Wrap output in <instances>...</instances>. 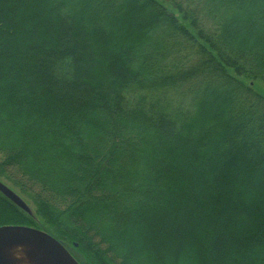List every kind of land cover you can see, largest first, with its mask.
<instances>
[{
  "label": "trees",
  "instance_id": "1",
  "mask_svg": "<svg viewBox=\"0 0 264 264\" xmlns=\"http://www.w3.org/2000/svg\"><path fill=\"white\" fill-rule=\"evenodd\" d=\"M245 79L250 80L249 83ZM264 0H0V226L80 264H264Z\"/></svg>",
  "mask_w": 264,
  "mask_h": 264
},
{
  "label": "water",
  "instance_id": "2",
  "mask_svg": "<svg viewBox=\"0 0 264 264\" xmlns=\"http://www.w3.org/2000/svg\"><path fill=\"white\" fill-rule=\"evenodd\" d=\"M0 192L21 210L31 214L26 201L2 180ZM0 236H40L50 242L48 248H27L12 239H5L0 242V264H80L58 239L42 229L25 225H1Z\"/></svg>",
  "mask_w": 264,
  "mask_h": 264
},
{
  "label": "snow or ice",
  "instance_id": "3",
  "mask_svg": "<svg viewBox=\"0 0 264 264\" xmlns=\"http://www.w3.org/2000/svg\"><path fill=\"white\" fill-rule=\"evenodd\" d=\"M5 239H12L15 242H19L22 247H27V248L50 247V242L40 236H14L10 238L6 236H0V242H3V240Z\"/></svg>",
  "mask_w": 264,
  "mask_h": 264
},
{
  "label": "rangeland",
  "instance_id": "4",
  "mask_svg": "<svg viewBox=\"0 0 264 264\" xmlns=\"http://www.w3.org/2000/svg\"><path fill=\"white\" fill-rule=\"evenodd\" d=\"M245 82L246 83H249L250 82V80H248V79H245ZM252 87H253V89L255 90V91H257L258 93H260V94H262L263 96H264V83L262 82V81H260V80H252ZM4 182V181H3ZM6 185H8L9 186V183L7 182L6 183V181L4 182ZM10 187V186H9ZM11 188V187H10ZM17 194H18V192L14 189V188H12ZM18 195H20V194H18ZM20 197H22V196H20ZM23 200H25L26 201V203L29 205V206H31L32 204H31V202L28 200V199H26V198H23Z\"/></svg>",
  "mask_w": 264,
  "mask_h": 264
}]
</instances>
